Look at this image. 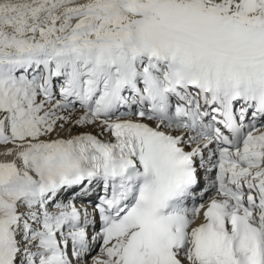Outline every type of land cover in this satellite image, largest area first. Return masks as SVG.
Returning a JSON list of instances; mask_svg holds the SVG:
<instances>
[{"label":"snow or ice","instance_id":"6c2138e0","mask_svg":"<svg viewBox=\"0 0 264 264\" xmlns=\"http://www.w3.org/2000/svg\"><path fill=\"white\" fill-rule=\"evenodd\" d=\"M0 264H264V0H0Z\"/></svg>","mask_w":264,"mask_h":264}]
</instances>
